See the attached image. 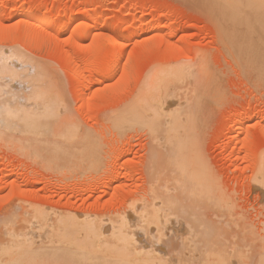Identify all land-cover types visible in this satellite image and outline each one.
I'll return each mask as SVG.
<instances>
[{"label": "rangeland", "instance_id": "rangeland-1", "mask_svg": "<svg viewBox=\"0 0 264 264\" xmlns=\"http://www.w3.org/2000/svg\"><path fill=\"white\" fill-rule=\"evenodd\" d=\"M218 1L0 0V51H21L22 67L37 70L11 99L27 132L0 137L1 259H210L191 225L180 226L152 200L155 142L147 123L156 98L181 107L183 124L171 132H181L187 170L216 189L229 215L264 246V68L238 64L232 36L250 26L228 27L232 15ZM212 211L205 216L222 218Z\"/></svg>", "mask_w": 264, "mask_h": 264}, {"label": "bare ground", "instance_id": "bare-ground-1", "mask_svg": "<svg viewBox=\"0 0 264 264\" xmlns=\"http://www.w3.org/2000/svg\"><path fill=\"white\" fill-rule=\"evenodd\" d=\"M204 1H205L204 3L208 5V3H206V0ZM218 2L222 3L220 4V7L222 5L224 6L221 7L223 8V10L224 9L225 11L227 10V12L230 13V15H232L229 17L230 18L229 21L228 18L226 20L227 22L231 21V23H226L228 24L227 25L228 27L231 28V26H233L236 23V21H238L237 23H239V21H242L243 27L250 26V29L246 28V30L242 34L240 33L233 35V33H236V31H233L232 34L230 33L231 36L233 35L232 37H234L235 40V41L232 40L235 43L234 47L238 49L237 52L235 53L237 55L236 57L239 56L241 58L242 63L240 62V58L239 57H238L239 59L237 58L239 60L237 61L240 62L238 64H244L243 66L248 67L247 69L250 68L249 66L257 70L258 68L261 67L264 68V0H220ZM209 3H211V1ZM96 19L95 18L93 19L92 21L93 24L96 21ZM44 20L48 22L50 18H44ZM223 22L225 23V20H223ZM224 23L222 24L226 25ZM242 23L239 24L241 25ZM232 28L234 29V27ZM237 33H239V30H237ZM119 34L120 33L116 31L114 36H117ZM41 41H39V43H41ZM229 41L227 42V44L229 43ZM232 41H230L229 44L233 43ZM5 43L2 42V44ZM236 43L239 44L237 45ZM55 44H57L56 41ZM79 45H81L82 47V46H86L87 44L85 45L84 43H79ZM226 48H229V46ZM1 51H0V137L1 136L5 137V134L7 132H8L7 135L11 137L10 134L14 133L13 130L22 132L21 134L27 132V130H24L23 127L24 122L22 123V121L20 120L21 124H23L21 125L20 121H18V119H20L18 114H16V118L12 115V113H15L14 110L15 105H13L11 99L16 97V94L21 96L19 92L22 91L23 93V88L25 86L29 88V85H25V83L29 81L32 72L36 73L37 70L34 69V67H36L34 65L35 63H33V65L30 67H26V68L22 67L23 64H25L26 58L28 56L22 54L21 51L18 52H12L9 50L7 51L1 50ZM125 52H126L125 50L121 51L120 55L121 56L124 55ZM233 59L235 60L234 57ZM243 66L240 65V67ZM261 78L263 79V74ZM262 81H264V79ZM22 82L24 83L25 86L21 84ZM7 85L11 86V87L9 86L10 88H8L9 91H7V87H8ZM5 86L6 89L3 88ZM3 89H5V91H3ZM8 92H10V94ZM27 93L28 90H26L25 94ZM87 94H88V90L84 88L80 92V97L83 98ZM155 100L156 101L154 105V110L153 112L150 113V115H148L150 116V118H148L150 124L147 123L148 129L151 128L150 131H152L153 133V134L151 133V137L153 135V139L151 140L155 142L153 153H150L153 159L152 161L151 160L149 161V163L152 162L150 165L153 171V179L151 180H152V188H153L152 191L154 192V194L152 195V200L159 204L162 203V205L166 207L167 212H172V214L175 217L173 221L179 222L180 226H183L185 223H189L191 227L195 230L196 235H199L203 238V251L210 258L205 264H209V263L210 264H264V246L262 245V243L259 242V238L258 239L256 238V235L253 236L251 234L253 230L251 231L250 229L252 228L248 227V225L246 226L245 224L239 222L238 220L233 219L227 212L228 210L227 205L224 204L217 197L216 195L217 193L215 194L214 191L216 189H214L213 191L206 183L202 182L203 180L198 172H195L194 170L189 171L187 170L186 165H184V162L180 157L181 154L180 149L182 148V145L180 144L178 149V144H177V141H181V138L179 136V133L181 132H178L177 135L174 134V136L171 132V129H177L178 126L183 124L181 123L182 121L177 122L178 121L177 115L181 111V107L180 108L176 107L177 102L173 98H169L163 104V106L160 103L161 102L160 98H156ZM55 119L52 118V121ZM146 122L148 121L145 119V124ZM149 125L151 127H149ZM9 131L12 132L9 133ZM7 135L6 138H8ZM170 136H173L175 138L172 137L170 138ZM234 150H236V148ZM262 167H264V164L262 165ZM149 169L151 172V168ZM260 173L261 176L262 174H264L262 170H260ZM263 176L260 177V179L262 178L264 180ZM262 179L261 181L263 183ZM206 209H211V211L217 210V212L221 214L220 216L222 218L219 217L218 219L211 218L212 215L211 217H209L208 216L210 215L209 213H206L207 216L206 217L204 213V210ZM213 214H215V212ZM100 228H101V230L99 229L100 231L102 230L104 231L103 227ZM96 240L98 241V239ZM98 242L101 243V241ZM7 257H3L2 259L0 258V264H13L17 262L16 257L19 256H17L16 254ZM199 259H200V254H199ZM134 260H131L132 262L131 263L129 259V263L134 264L135 262ZM201 262H204V260L202 259Z\"/></svg>", "mask_w": 264, "mask_h": 264}]
</instances>
